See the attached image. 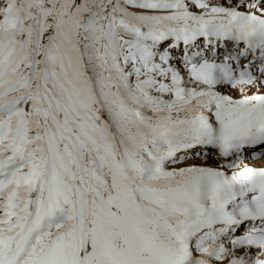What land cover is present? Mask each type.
<instances>
[{
    "label": "snow or ice",
    "instance_id": "6c2138e0",
    "mask_svg": "<svg viewBox=\"0 0 264 264\" xmlns=\"http://www.w3.org/2000/svg\"><path fill=\"white\" fill-rule=\"evenodd\" d=\"M0 264H264V0H0Z\"/></svg>",
    "mask_w": 264,
    "mask_h": 264
}]
</instances>
